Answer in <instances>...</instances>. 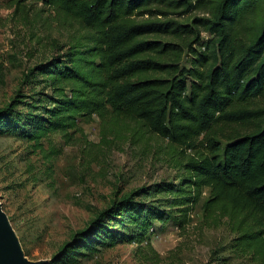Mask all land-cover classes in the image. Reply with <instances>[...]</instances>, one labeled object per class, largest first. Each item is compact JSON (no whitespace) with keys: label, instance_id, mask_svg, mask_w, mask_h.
I'll return each instance as SVG.
<instances>
[{"label":"trees","instance_id":"16d2710c","mask_svg":"<svg viewBox=\"0 0 264 264\" xmlns=\"http://www.w3.org/2000/svg\"><path fill=\"white\" fill-rule=\"evenodd\" d=\"M13 1L24 14L25 0ZM33 1L62 26L76 25L77 37L62 46L54 42L62 53L22 75L31 102L28 110L18 109L19 88L0 108V135L16 134L39 147L52 133L69 137L78 121L97 116L173 147L204 149L188 158L177 184L161 182L112 200L48 264L71 263L118 241L154 253L147 235L155 223L184 230L203 188L204 217L213 223L226 217L236 235L233 249L264 256V106L249 107L264 97V0ZM204 5L209 12L190 25L167 18ZM146 13L163 18H136ZM256 14L262 17L248 30ZM199 29L210 38L201 40ZM163 35L192 36L184 45L196 56L189 68L169 63L174 44L157 39ZM159 195L165 206L152 203Z\"/></svg>","mask_w":264,"mask_h":264},{"label":"rangeland","instance_id":"374dc122","mask_svg":"<svg viewBox=\"0 0 264 264\" xmlns=\"http://www.w3.org/2000/svg\"><path fill=\"white\" fill-rule=\"evenodd\" d=\"M13 3L0 0V108L13 100L20 88L23 97L18 109L26 111L32 93L20 86L22 75L61 54L62 48L56 49L53 43L62 46L76 38V25L62 26L51 10L42 9L41 3L33 0H25L24 14L16 11ZM208 10L205 5L188 13L179 9L167 18L190 25L193 17L204 16ZM155 17L162 16L146 13L136 18ZM261 17L256 14L245 26H252ZM199 33L203 41L210 38L202 29ZM157 39L174 44L169 61L174 68L191 66L196 56L184 47L191 35ZM191 48L205 51L198 44L192 43ZM263 106L264 97L249 105ZM76 124L69 137L52 133L39 147L16 134L0 135V203L30 261L48 264L112 200L161 182L177 184L188 158L204 151L202 147H173L147 133L133 134L130 124H105L97 116L82 118ZM207 194L203 188L200 201L188 213L184 230L169 224L157 227L155 223L154 233L146 234L154 253L144 249V244L138 247L118 241L97 247L89 257L79 256L62 264H264V256L233 249L236 235L226 217L214 223L204 217L200 206ZM166 200L159 195L152 203L160 201L156 204L165 206ZM116 231L123 230L116 227Z\"/></svg>","mask_w":264,"mask_h":264},{"label":"water","instance_id":"95a60500","mask_svg":"<svg viewBox=\"0 0 264 264\" xmlns=\"http://www.w3.org/2000/svg\"><path fill=\"white\" fill-rule=\"evenodd\" d=\"M0 264H43L26 258L21 243L0 203Z\"/></svg>","mask_w":264,"mask_h":264}]
</instances>
